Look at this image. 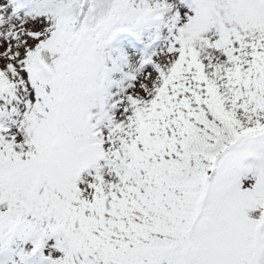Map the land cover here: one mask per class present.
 Wrapping results in <instances>:
<instances>
[{
	"label": "snow or ice",
	"instance_id": "obj_1",
	"mask_svg": "<svg viewBox=\"0 0 264 264\" xmlns=\"http://www.w3.org/2000/svg\"><path fill=\"white\" fill-rule=\"evenodd\" d=\"M0 264H264V0H0Z\"/></svg>",
	"mask_w": 264,
	"mask_h": 264
}]
</instances>
